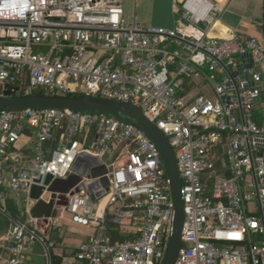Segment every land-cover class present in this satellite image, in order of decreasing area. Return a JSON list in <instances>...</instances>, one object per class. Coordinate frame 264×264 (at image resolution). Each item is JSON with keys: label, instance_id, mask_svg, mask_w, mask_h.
Masks as SVG:
<instances>
[{"label": "built area", "instance_id": "obj_1", "mask_svg": "<svg viewBox=\"0 0 264 264\" xmlns=\"http://www.w3.org/2000/svg\"><path fill=\"white\" fill-rule=\"evenodd\" d=\"M183 6L188 27L173 30L128 20L123 0H0V90L139 106L175 149L183 182L175 264H264V112L261 122L254 116L264 43L210 34L203 23L218 4ZM200 74L213 94H185L186 81ZM25 137L30 146H18ZM76 165L82 179L68 193L41 182L31 197L34 179H65ZM103 166V177L87 175ZM10 199L22 205L13 214ZM39 200L54 201L51 216L32 215ZM0 213L9 218L7 264H30L35 243L53 264L52 233L65 214L93 233L60 264H162L175 221L170 179L145 131L111 114L68 109H0Z\"/></svg>", "mask_w": 264, "mask_h": 264}, {"label": "crops", "instance_id": "obj_2", "mask_svg": "<svg viewBox=\"0 0 264 264\" xmlns=\"http://www.w3.org/2000/svg\"><path fill=\"white\" fill-rule=\"evenodd\" d=\"M182 1L123 0V4L128 20L136 19L147 25H156L173 30H186L188 21L183 17L185 8L183 5H180ZM209 2L218 4V7H220L212 8L209 11L211 22L203 23L204 27L209 29L210 34L221 37L234 35L253 36L259 38L264 43V0H209ZM201 78H204L203 81L198 83L197 80ZM184 87V93L189 96H195L199 93L213 94V90H211L212 82L203 74L196 75L192 79L187 80ZM263 112L264 93L261 95L260 104L254 110V113L260 114V117H262ZM59 140L60 134L57 133L55 140L49 145L50 148L54 149L58 145ZM30 144L31 140L25 137L17 145L27 148ZM104 173V170H99L96 177H103ZM10 203L15 207V212L22 206L16 199H10ZM62 223V226L52 233V238L56 242L51 250L52 263L53 256H57L63 260L67 251L77 250L79 244L93 233L92 226H82L74 223L69 214H65ZM3 225L5 227H2ZM8 225V216L0 213V264H7L8 251L5 247L4 234ZM48 263L49 258L45 254L44 246L40 243H35L30 264Z\"/></svg>", "mask_w": 264, "mask_h": 264}, {"label": "water", "instance_id": "obj_3", "mask_svg": "<svg viewBox=\"0 0 264 264\" xmlns=\"http://www.w3.org/2000/svg\"><path fill=\"white\" fill-rule=\"evenodd\" d=\"M184 1V0H183ZM183 1L180 5H183ZM245 67L252 66L250 54L244 55ZM238 73L244 79H249L248 73L244 72L239 67ZM19 87H7V89L0 94V109L10 110H24L32 109H68L71 111H97L100 113L111 114L119 119L126 120L130 123L138 125L157 145L168 178L170 179L172 197L175 208V221L173 233L170 236L165 251V256L162 264H175L182 245V230L184 227L185 211L183 199V182L181 180L175 149L171 145L166 134L151 121L142 109L131 103L124 101H117L109 98L93 95H62V94H17ZM99 170L106 172V167L101 169H94L89 177L98 175ZM82 176L79 167L76 165L74 172L68 178H57L53 180V175L48 173L44 178L40 177L34 179L31 189V197L37 199L44 186L49 185V190L60 193H68L72 188H75L81 181ZM105 183L107 180L104 179ZM77 190V188H76ZM65 198V196H64ZM95 199V196L92 197ZM54 201L46 203L44 200H39L32 208V215L34 217H49L52 214Z\"/></svg>", "mask_w": 264, "mask_h": 264}, {"label": "trees", "instance_id": "obj_4", "mask_svg": "<svg viewBox=\"0 0 264 264\" xmlns=\"http://www.w3.org/2000/svg\"><path fill=\"white\" fill-rule=\"evenodd\" d=\"M4 91L3 90H0V94H2ZM35 93H40V94H46L44 90L42 89H39L37 91H35ZM77 95H81V94H77ZM255 119L257 122H261V117H260V114L259 113H255ZM85 145H88V143H85ZM10 202V201H9ZM12 203V202H11ZM10 203V204H11ZM10 213H14L15 212V207L12 206V204L10 205V210H9ZM6 225V224H5ZM111 228L115 229V225L114 224H110ZM2 227H5L4 225ZM116 234V233H115ZM62 261L61 258H58L57 256H53V264H60Z\"/></svg>", "mask_w": 264, "mask_h": 264}, {"label": "bare ground", "instance_id": "obj_5", "mask_svg": "<svg viewBox=\"0 0 264 264\" xmlns=\"http://www.w3.org/2000/svg\"><path fill=\"white\" fill-rule=\"evenodd\" d=\"M86 157H87V159H89V160H92V159H94V156H93V155H91V154H87V155H86Z\"/></svg>", "mask_w": 264, "mask_h": 264}, {"label": "rangeland", "instance_id": "obj_6", "mask_svg": "<svg viewBox=\"0 0 264 264\" xmlns=\"http://www.w3.org/2000/svg\"><path fill=\"white\" fill-rule=\"evenodd\" d=\"M204 78L198 79L197 82L200 83L203 81ZM112 159H109V161H111Z\"/></svg>", "mask_w": 264, "mask_h": 264}]
</instances>
